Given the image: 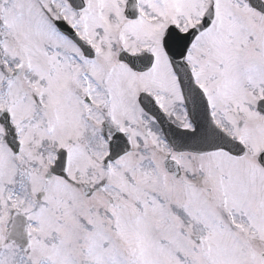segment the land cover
<instances>
[{"label":"snow or ice","instance_id":"snow-or-ice-1","mask_svg":"<svg viewBox=\"0 0 264 264\" xmlns=\"http://www.w3.org/2000/svg\"><path fill=\"white\" fill-rule=\"evenodd\" d=\"M0 264H264V0H0Z\"/></svg>","mask_w":264,"mask_h":264}]
</instances>
